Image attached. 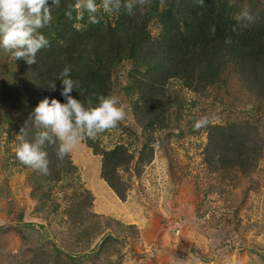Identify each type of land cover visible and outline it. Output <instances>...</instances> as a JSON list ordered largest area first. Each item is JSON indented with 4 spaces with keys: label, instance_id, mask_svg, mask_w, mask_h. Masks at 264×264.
<instances>
[{
    "label": "trees",
    "instance_id": "obj_1",
    "mask_svg": "<svg viewBox=\"0 0 264 264\" xmlns=\"http://www.w3.org/2000/svg\"><path fill=\"white\" fill-rule=\"evenodd\" d=\"M82 3L61 0L59 7H53L52 22L38 30L49 47L37 53L34 65L14 61L10 52L0 49V131L11 123L15 133L1 149L9 154L6 159H13L14 171L31 173L29 196L38 203L33 209L36 222L26 221L25 209H18L10 221V230L23 246L31 235L35 238L36 247L28 255L23 246L18 249L21 261L124 264L129 259L125 245H134L138 238L134 225L93 211L92 195L79 181L70 154L58 160L54 147L46 142L47 175L22 165L16 157L17 135L25 121L26 140L31 142L44 131L31 115L38 102L45 97L65 102L59 91L66 66L71 78L79 81L70 95L85 107H94L97 97L110 95L124 105L133 124L123 129L144 148L136 173L151 162L152 149H145L161 136L166 137L160 145L167 151L164 145L171 139L204 133L201 155L208 174L220 183L248 184L232 206L233 224L222 226L227 234L238 230V212L257 188L254 177L264 160V0H204L203 6L196 0H149L131 15L124 8L105 13L99 7L101 0H96V24L89 23L86 11L81 17ZM244 11L251 19L237 20ZM52 80L56 91L48 89ZM182 91L193 98L185 100ZM213 115L221 116V123L213 124ZM204 117L208 123L196 129L195 123ZM83 140L100 157V179L125 202L130 185L122 175L135 165L134 154L123 145L103 150L96 139ZM213 188L206 186L203 195Z\"/></svg>",
    "mask_w": 264,
    "mask_h": 264
},
{
    "label": "rangeland",
    "instance_id": "obj_2",
    "mask_svg": "<svg viewBox=\"0 0 264 264\" xmlns=\"http://www.w3.org/2000/svg\"><path fill=\"white\" fill-rule=\"evenodd\" d=\"M152 35H156L155 29ZM174 88L179 90V87ZM180 96L185 100L193 98L185 91ZM119 106L125 108L123 104ZM201 109V106L196 109L198 116ZM210 118L213 124L222 120L217 115ZM131 124L133 120L126 114L117 128L96 138L103 150L123 145L134 154L135 165L133 163L130 172L122 175L130 185L123 203L100 179V157L92 154L84 140L70 154L78 169L79 181L92 195L93 211L98 215H111L123 224L134 225L137 230L134 245H125L129 259L124 264H264V160L255 173L257 188L248 194L238 212L239 228L227 234L222 226L228 221L233 224L232 206L248 184L242 181L239 185L220 183L208 174L201 155L205 134L171 139L164 145L167 151L160 145L166 139L161 136L149 145L150 149H145H152L151 162L136 173V166L142 165L139 154L144 148L123 129ZM1 129L0 197L4 199L0 198V226L4 229L0 230V264H24L17 252L23 242L10 230V221L18 209H25L26 221L36 222L33 209L38 203L29 196L31 173L14 171L13 159H6L9 154L5 155L6 151L1 149L9 137L15 135L13 124ZM211 184L214 188L203 195L206 186ZM8 189L9 194L5 196ZM34 240L33 235L26 240L25 256L36 247Z\"/></svg>",
    "mask_w": 264,
    "mask_h": 264
},
{
    "label": "clouds",
    "instance_id": "obj_3",
    "mask_svg": "<svg viewBox=\"0 0 264 264\" xmlns=\"http://www.w3.org/2000/svg\"><path fill=\"white\" fill-rule=\"evenodd\" d=\"M60 3L61 0H0V49L10 52L14 61L22 60L27 65H34L37 53L49 47V40L38 30L52 22V9L59 7ZM148 3L149 0H101L99 7L108 14L124 8L131 15L135 8H142ZM196 3L203 6L204 0H196ZM80 6L81 17L86 11L89 13V23H99L95 15L98 11L96 0H83ZM65 14L70 18V12ZM245 18L251 19L246 11L237 16V20ZM211 32L215 33L214 26ZM225 43H230V40L226 39ZM61 75L59 95L65 102L45 97L31 114L35 125L42 126L44 131H40L33 141L26 140L25 121V126L20 128L17 135V159L22 165L42 175L49 172L48 151L44 150L46 142L54 147L56 158L63 160L83 139L94 140L99 134L117 128L118 122L125 118L123 108L118 106L120 100L117 96H99L96 106L85 107L70 95L79 87V81L71 78V68L66 66ZM48 89L57 90L55 80L48 83ZM207 123L204 117L194 127L199 129Z\"/></svg>",
    "mask_w": 264,
    "mask_h": 264
}]
</instances>
